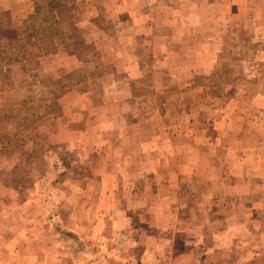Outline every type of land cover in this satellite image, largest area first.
I'll list each match as a JSON object with an SVG mask.
<instances>
[{
    "label": "rangeland",
    "instance_id": "374dc122",
    "mask_svg": "<svg viewBox=\"0 0 264 264\" xmlns=\"http://www.w3.org/2000/svg\"><path fill=\"white\" fill-rule=\"evenodd\" d=\"M84 1L0 0V264H81L82 246L93 247L79 230L81 224L74 223L76 227L67 231L63 220L54 216L58 207L53 201L67 210L71 204L66 201L78 195L74 192L77 187H64L63 181L81 180L85 169L87 178L92 172L86 164L81 165L82 159L92 161L100 156L99 143L83 150L86 140L77 133L91 126L98 108L83 110L79 106L77 111L66 114L58 103L64 87L78 76L72 72L63 80L53 77L54 71L64 66L56 53L62 49L84 53L86 48L91 54L95 47L88 40L93 31L85 22L103 21L108 34L114 28L116 6L130 8L138 0H92L103 11L99 6L88 11ZM167 1L176 7L177 0ZM202 16L203 26L192 28L188 24L194 21L185 15L178 21L177 14L173 15L174 25L165 30L172 51L180 48L187 53L182 59L170 58L176 68L172 75L153 73V59L147 56L145 61L150 67L143 77L131 81L125 75H109L101 84L109 83L106 88L115 82L117 86L133 82L140 88L142 84L164 86L154 97L147 98L151 102L140 106L138 113L161 114L162 106L157 104L164 101V115L170 120L172 132H205L217 123L220 138L226 141L221 144L234 146L240 152L238 146L249 141L247 150L257 153L258 140L264 141V0L248 11L227 17L223 14L217 21L209 19V13L203 12ZM179 22H187V26L180 28L176 25ZM186 30L187 35H193L191 40L174 42ZM72 37L77 41L70 42ZM154 65L157 68L158 64ZM161 71L159 67L157 72ZM94 93L92 101L96 102L99 92ZM106 94L111 98L126 96L125 92L109 90ZM127 108L130 107H123L116 114ZM68 132L72 134L67 135ZM106 149L105 145L103 150ZM205 156L188 153L181 177L189 184L183 190L192 202L186 209L209 213L202 220L206 231L201 237L207 262L264 264V190L262 197V189H258L261 173L244 175L255 183L252 197L263 198L252 203L255 212L250 218L241 213L246 187H242L241 177L237 180V166L215 168L209 166L210 162L218 163L209 162V155ZM233 181L239 187L233 184V188H226ZM36 182L40 185L35 186ZM56 182L61 185L56 187ZM200 183L202 187L197 186ZM226 189L231 193L226 195ZM232 196L240 202L231 205ZM231 209L234 212L228 214ZM39 213L42 218L37 216ZM62 227L64 231L58 230ZM23 228H33V234H25Z\"/></svg>",
    "mask_w": 264,
    "mask_h": 264
},
{
    "label": "crops",
    "instance_id": "0c3cea01",
    "mask_svg": "<svg viewBox=\"0 0 264 264\" xmlns=\"http://www.w3.org/2000/svg\"><path fill=\"white\" fill-rule=\"evenodd\" d=\"M158 1L138 0V3L130 8L116 6L113 22L111 21L114 28H110L108 34L103 21L90 19L85 22V26L93 31L88 40L95 47L91 54L86 48L84 53L67 49L56 53L64 66L54 71L53 77L64 79L72 72L78 76L73 83L64 87V93L58 97L61 108L66 114L77 111L79 106L83 110L89 107L99 110L92 116L94 120L90 123L91 126L77 132L86 140H83V150L99 143L100 156L97 160L82 159L81 165L86 164L92 173L85 178V169L81 180L63 181L64 187H77L73 190L78 194L74 200L66 201L71 204L67 205V210H63L53 201L58 207L54 214L57 220H63L67 231L76 227L74 223L81 224L82 226H78L79 230L91 241L88 244L93 245L82 246L81 264L210 263L202 252L201 244V237L206 231L202 220L208 218L209 213L186 209L188 203L192 202L183 190L189 187V184L181 177V166H186L184 158L186 159L188 153L206 155L205 157L209 155V162L215 160L218 163L213 165L210 162L209 166L215 168L237 166L240 172L236 174L239 177L237 180L241 177L242 187H246L241 191L244 202L242 214L252 218V213L255 212L252 211V203L263 201L264 141L258 140L257 153L247 150L249 141L241 147L238 146L240 152H236L234 146L221 144L226 141L225 138H220L217 123L205 132H172L168 125L170 120L164 115V101L161 104L156 103L162 106L161 114L156 113L157 111L138 113L140 106H148V102H151L147 98L154 97L164 86L154 83L142 84L140 88V84L133 85V82L129 86H117L115 82L106 88L109 83L105 86L101 84L102 81L106 82L105 79L109 75L114 78L125 75L131 81L143 77L150 67L145 61L147 56L153 59V73L172 75L176 68L170 63V58L187 57V53L180 51V48L172 51L168 45L170 38L165 30L174 25L173 15L177 14L178 21L185 15L187 19L194 21V24H188L190 27H199L204 23L203 12L210 14L209 19L217 21L223 14L227 17L248 11L252 6H260V0L258 3L255 0H177L176 7L168 5L167 0L166 4H159ZM84 3L88 11H94L99 6L92 0H86ZM99 9L104 10L100 6ZM186 23L179 22L176 25L181 28L187 26ZM214 25L217 27L218 22ZM229 26L231 25L227 27ZM121 29L123 31H120ZM192 36L187 35L186 30L184 35L175 38L174 42L183 44L188 38L190 41ZM74 39L70 38V42L77 41ZM78 42L86 43L80 40ZM154 64H158L157 68ZM159 67L162 68L161 73L157 72ZM108 90L125 92L126 96L107 97ZM94 92H99V97L94 99L96 102L92 101L96 96ZM123 107L130 108L116 114ZM113 116L118 117L115 119ZM69 134L72 132L67 133ZM206 134L208 138L204 139ZM105 145L108 149L104 151ZM206 151L211 154H206ZM257 171L261 173L258 189H262V199L252 197L255 183L249 175L244 176L246 172L253 174ZM52 182L50 184L54 187ZM233 184L234 181L226 188H233ZM38 185L40 183L36 182L35 186ZM58 185L61 184L56 182L55 186ZM197 186L202 187V184ZM228 189L225 191L226 195L231 193ZM234 192L239 193L238 190ZM230 201L231 205L240 202L233 196ZM231 211L234 212L231 209L228 214ZM37 216L42 218L41 213ZM64 227L58 230L64 231ZM34 229L38 231L40 228ZM30 230L33 228L28 231L23 228L25 234H33Z\"/></svg>",
    "mask_w": 264,
    "mask_h": 264
},
{
    "label": "trees",
    "instance_id": "16d2710c",
    "mask_svg": "<svg viewBox=\"0 0 264 264\" xmlns=\"http://www.w3.org/2000/svg\"><path fill=\"white\" fill-rule=\"evenodd\" d=\"M0 51H2V50H0ZM4 53V52H3Z\"/></svg>",
    "mask_w": 264,
    "mask_h": 264
}]
</instances>
